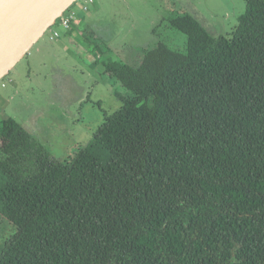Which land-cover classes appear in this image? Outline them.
<instances>
[{"label":"trees","instance_id":"16d2710c","mask_svg":"<svg viewBox=\"0 0 264 264\" xmlns=\"http://www.w3.org/2000/svg\"><path fill=\"white\" fill-rule=\"evenodd\" d=\"M166 21L184 50L103 62L127 94L73 156L0 122V264H264V0Z\"/></svg>","mask_w":264,"mask_h":264},{"label":"rangeland","instance_id":"374dc122","mask_svg":"<svg viewBox=\"0 0 264 264\" xmlns=\"http://www.w3.org/2000/svg\"><path fill=\"white\" fill-rule=\"evenodd\" d=\"M102 1L94 20L112 19L113 39L104 42L85 34L75 38L68 50H61L54 46L56 40H49L46 30L0 80V122L6 117L19 122L56 160L69 158L88 145L104 115L121 105L115 92L127 94L119 83H108L103 62H128L125 57L130 52L129 56H135L136 47L152 46L149 43L155 38L148 31L153 22L160 24L163 35L155 37L183 51L186 37L167 23L168 17L189 14L209 33L219 35L235 24L245 7V0ZM81 3L77 0L70 8L81 9ZM76 49L80 59H76ZM139 58L128 59L136 63ZM2 144L0 141V147Z\"/></svg>","mask_w":264,"mask_h":264},{"label":"water","instance_id":"95a60500","mask_svg":"<svg viewBox=\"0 0 264 264\" xmlns=\"http://www.w3.org/2000/svg\"><path fill=\"white\" fill-rule=\"evenodd\" d=\"M77 0H0V80Z\"/></svg>","mask_w":264,"mask_h":264},{"label":"crops","instance_id":"0c3cea01","mask_svg":"<svg viewBox=\"0 0 264 264\" xmlns=\"http://www.w3.org/2000/svg\"><path fill=\"white\" fill-rule=\"evenodd\" d=\"M102 6H103L102 0H92V3L89 5L87 11H82L80 8H78L79 6L77 7L76 10L72 9L76 13V20L72 23L71 27L67 30H63L59 28V36L55 39L56 43L54 46L61 50H68L69 47H72L75 44V38H77L78 36L83 37L85 34H92L93 38H96L97 40L99 39L101 41H104V39L106 40L113 39L112 37L115 36L114 30L112 29L114 27L113 20L112 19L94 20V18H96V13L102 9ZM160 29H161L160 24L153 22L151 30L149 29L148 31L149 34L154 35L153 37L155 38L153 43L152 42L149 43L152 46H154L157 42L161 41L160 38H157L158 37L157 33L160 34V37L163 38V35ZM111 43L112 42L108 44H111ZM145 49H147L146 44L143 47L138 46L136 47V50H134L135 56L133 55L129 56L131 54L130 52V54H128L125 57L127 58L128 62L123 61L122 59H119V60L132 64L133 61L136 59V57H140ZM75 55H76V59L77 58L80 59L79 49L75 50ZM128 58L130 59L134 58V60L130 61V59ZM104 75L107 76V81L110 84L112 82L111 81L112 79L108 75L106 74Z\"/></svg>","mask_w":264,"mask_h":264},{"label":"built area","instance_id":"2783aa9c","mask_svg":"<svg viewBox=\"0 0 264 264\" xmlns=\"http://www.w3.org/2000/svg\"><path fill=\"white\" fill-rule=\"evenodd\" d=\"M92 3V0H82L81 10L87 11L89 5ZM53 26L48 28V38L49 40H55L59 36V28L67 30L71 27V23L76 19V13L72 9H67Z\"/></svg>","mask_w":264,"mask_h":264},{"label":"flooded vegetation","instance_id":"af4514ba","mask_svg":"<svg viewBox=\"0 0 264 264\" xmlns=\"http://www.w3.org/2000/svg\"><path fill=\"white\" fill-rule=\"evenodd\" d=\"M243 11H244V10H243ZM243 11H242L241 13H243ZM241 13H240V14H241ZM240 14H239V15H240ZM239 15H238V16H239ZM238 16H237V18H238ZM236 23H237V19H236L235 24H233V25L229 28V30L226 31V32H225L224 34H222V35H227V34H228V33L234 28V26L236 25ZM219 35H220V34H219ZM215 36H217V35H215Z\"/></svg>","mask_w":264,"mask_h":264}]
</instances>
